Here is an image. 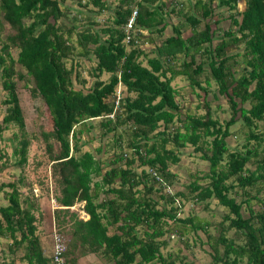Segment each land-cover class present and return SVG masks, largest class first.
<instances>
[{"label": "trees", "instance_id": "trees-1", "mask_svg": "<svg viewBox=\"0 0 264 264\" xmlns=\"http://www.w3.org/2000/svg\"><path fill=\"white\" fill-rule=\"evenodd\" d=\"M71 1L110 16L100 25L90 15L82 22L69 17L63 0H0V88L6 95L0 132L9 124L19 129L9 155L0 148V167L20 171L13 180L0 182L5 202L0 204V236L10 237L5 264H52L36 234L34 198L20 191L30 142L23 131L18 81L41 99L48 120L39 135L49 183L58 188L52 233L67 236L65 264L75 263V251L93 254L102 264H192L184 254L163 251L169 236L187 247L188 231L204 234L213 264H264V0H242L240 10L239 0H217L216 7L227 9L229 19L220 35L207 20L212 0H187L186 10L178 0H116L112 7L107 0ZM171 14L181 20L165 18ZM166 25L171 34L162 38ZM141 30L148 35L143 37ZM143 41L152 44L150 55L139 46ZM236 47L240 50L229 49ZM75 48L78 59L93 57L86 68L93 80L85 91L73 87L84 83L77 70L81 63H65ZM102 73L108 77L101 79ZM178 76L204 96L211 79L212 96L226 99L229 117L221 123L204 97L198 103L202 113L182 114L171 84ZM95 118L98 140H105L106 149L81 150L80 134L91 126L85 122ZM237 119L240 129L232 133ZM230 135L235 145L228 144ZM186 145L199 152L208 169L187 182L189 197L181 191L162 195L168 164ZM107 150H112L110 157H98ZM138 166L150 171L137 172ZM37 184L48 192L43 179ZM153 191L159 192L158 204L149 195ZM181 198L202 210L214 198L225 209L212 233L211 223L194 213L180 216ZM74 203L88 215L85 220L68 209Z\"/></svg>", "mask_w": 264, "mask_h": 264}, {"label": "rangeland", "instance_id": "rangeland-1", "mask_svg": "<svg viewBox=\"0 0 264 264\" xmlns=\"http://www.w3.org/2000/svg\"><path fill=\"white\" fill-rule=\"evenodd\" d=\"M108 6L112 7L114 2L116 0H107ZM181 1V4L184 6L183 9L186 10L190 4L187 3V0H178ZM217 0H212L211 7L213 8V12L211 15V18H207V20H210L211 27L216 28V35L221 34V30H224L229 25V19L227 18L228 11L224 7L217 8L216 7ZM167 4V3H166ZM189 4V5H188ZM62 5L68 7V16L74 17V18H81L80 22L85 20L84 15H90L93 16L94 19H96L100 25H103V19L105 17L110 16L109 11H101L98 12V14H94V12H89L86 8H81L76 5L75 1L71 0H63ZM243 7L242 0H239V2L236 5V9L240 10ZM220 14H217V13ZM222 17V18H221ZM166 19L171 21L172 23H175L178 20H181L179 16L177 15H170L165 16ZM216 25L212 23L213 20L217 19ZM67 20V21H66ZM65 21L69 23V20L66 19ZM106 23V22H104ZM165 30L162 32V38L165 36H168L171 34V30L169 28V25H166ZM189 29L186 28L185 32ZM141 35L143 37H146L147 31L141 30ZM217 41V38L213 39V43ZM139 43V42H138ZM139 46L146 51L148 55L150 53L148 52V49L152 46V44L147 42H140ZM231 51H238L240 48H229ZM228 49V50H229ZM76 48L73 50L72 58L66 60V65L68 66L71 61H77V63H81L80 66H78L77 70L80 71V77L84 79V83H74V88L81 87L84 91L87 89V87L91 84L92 78L87 74L86 68L93 65L92 56L90 55V59L80 58L78 59L76 56ZM11 55L15 56V51L11 50ZM142 59V57L140 58ZM199 59L197 58V61ZM144 60H142V63ZM238 66H233V71L235 75H238ZM203 74L200 75L199 78H201V81H204L205 73L208 75V69L206 68L204 70ZM108 77V74L102 73L100 78L106 79ZM172 86L177 90L178 94L176 96L177 101L180 105V111L183 114L184 112H190L193 114L198 115L199 113H202L203 111L200 110V107L198 103L201 101V98H205L206 101L209 102L210 108L212 109V115L216 116L217 119L222 123L224 120H226L229 117V109L228 104L226 103V99L218 95L216 98L212 96L214 93L215 85L210 79L209 83V90H207V93L204 96V92H202L201 89L194 87L190 88L188 85L187 80L183 76L175 77L172 82ZM118 86V85H117ZM116 89H119L116 87ZM17 97L21 106L22 110V116L24 121L23 131L25 134V137L29 139V145L27 148V163L22 166L23 170L21 171L24 176L23 180V186L20 187V191L24 195H30L32 198H34L36 208L33 212V215L35 218H39V215L43 216L44 218H47L50 216L51 218V211L57 206L55 202L53 201V197L55 194H58V188L53 184L49 183L50 179L48 177L49 175V161H47V158L44 154L42 142L40 140V131L41 129H45V126H48V120L46 118V113L44 112V106L42 104V101L39 97H33L29 94L28 88L21 87V81L17 82V88H16ZM124 94V92H121ZM121 94V95H122ZM5 92L0 88V120L1 116L3 114L4 105L1 104V100L5 97ZM238 116V112L236 113V117ZM99 119V118H98ZM98 119H92L89 120L86 123H91L89 130L85 131L83 130L80 134V141H84L85 143H81V150H90L93 152V148L99 146L103 149H106L105 147V140H98L99 134H98V126L97 121ZM80 126H75L74 129ZM170 126L169 128H172ZM239 122L238 119L230 126V131L232 133H237L239 130ZM18 127L15 124H9L6 129H3L0 132V148L3 149V152L7 153L9 155L11 145H14L15 140H13L12 135L13 133L18 134ZM93 137L92 139H90ZM228 144L230 146L235 145L236 141L233 136H228L227 138ZM176 155L178 156V160L175 163H169L168 164V172L170 175L165 176L166 181H170V184L166 185V181L164 187L160 190L162 195H171L172 193L176 191H181L182 193H185L187 197L190 195L187 192L186 185L187 182L194 179L195 176L201 178L202 175L207 171L208 169V163L206 160H203L199 157V152L194 151L193 147L191 145H186L181 149L176 150ZM112 153V150H107L102 153L98 154V157L101 158H107L110 157ZM36 161H38V164H34ZM0 160V164H1ZM135 171H140L141 169L148 170L145 167H134ZM20 173L19 169L14 170L12 166H6L5 168L0 167V182H5L7 180H13L17 177V175ZM152 173V172H151ZM16 176V177H15ZM40 179H43L44 183L48 185V192H45V188L40 186L38 181ZM204 179H200V183H204ZM25 183V185H24ZM30 183V186L28 187L26 184ZM30 190V191H29ZM0 192V197H1ZM159 192H151L149 194L151 197L156 199L157 204L161 201L160 198H158ZM46 198L47 200L42 201V198ZM180 197V196H179ZM177 197V198H179ZM41 198V199H40ZM176 198V200H177ZM182 199V198H181ZM5 203L3 199L0 198V204ZM176 204V203H174ZM181 212L180 216H185L188 213H194L197 215V217H200L201 219L208 221L211 223V226L208 227V231L212 233L214 230V224L220 220L221 214L225 212V209L221 207L220 205L215 203L214 198L208 200V209L202 210L200 206H193L189 199H182L181 202ZM45 220V219H44ZM36 225V231H39L40 221L39 219L34 222ZM48 225V222H47ZM46 225V226H47ZM43 232V230H41ZM44 233V232H43ZM39 235L41 239H45V235ZM62 233V232H60ZM230 234V232L228 233ZM187 235V247H183V244L174 236H169L168 238V245L163 251H166L167 249H170L171 253H177V254H184L186 257L187 262L191 261L192 264H213L210 258V255L208 254V247L205 243H203L204 234L202 232H197V234L192 233V231H188ZM65 243H66V237ZM10 240V237H7V235L0 236V250L2 249L4 259L1 257L2 252L0 251V264L8 263V259L10 256H8L9 252L7 250V242Z\"/></svg>", "mask_w": 264, "mask_h": 264}, {"label": "crops", "instance_id": "crops-1", "mask_svg": "<svg viewBox=\"0 0 264 264\" xmlns=\"http://www.w3.org/2000/svg\"><path fill=\"white\" fill-rule=\"evenodd\" d=\"M42 198V197H41ZM40 198V199H41ZM42 201L47 200L45 197L41 199ZM54 201V199H53ZM72 209L68 208L70 211H77L78 215L80 218H82L83 220H85L88 215L83 212L82 210L78 209L77 207V203H74ZM51 215H52V211H51ZM37 219H39L40 221V226L37 227L39 228V231H36V234H42L45 235V239H41V242H43V244L45 245V247L48 249V251L51 254V249H52V230L54 229V223H53V217L50 216L47 218H44L43 216L39 215V218L37 217ZM45 219V220H44ZM48 222V225H47ZM47 225V226H46ZM43 230V232L41 231ZM63 234V233H62ZM48 235V237H47ZM64 236V234H63ZM66 237V241H67V236ZM74 256V264H102V262L95 257L93 254H76V251L73 253Z\"/></svg>", "mask_w": 264, "mask_h": 264}, {"label": "built area", "instance_id": "built-area-1", "mask_svg": "<svg viewBox=\"0 0 264 264\" xmlns=\"http://www.w3.org/2000/svg\"><path fill=\"white\" fill-rule=\"evenodd\" d=\"M134 12V11H133ZM132 12V15H133ZM131 15V17L127 20L126 24H125V32L127 33L128 30L130 29L131 25H132V18L133 16ZM115 97H114V108L116 107L117 104V99L119 98V89H115ZM106 116L111 117V114H108ZM73 206H68V208L72 209ZM66 249V243H65V238L63 236L62 233L54 231L52 233V249H51V260H52V264H65L64 262V251Z\"/></svg>", "mask_w": 264, "mask_h": 264}]
</instances>
